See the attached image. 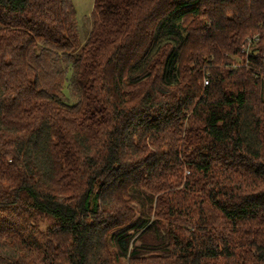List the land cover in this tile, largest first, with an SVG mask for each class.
Wrapping results in <instances>:
<instances>
[{
  "label": "trees",
  "instance_id": "obj_1",
  "mask_svg": "<svg viewBox=\"0 0 264 264\" xmlns=\"http://www.w3.org/2000/svg\"><path fill=\"white\" fill-rule=\"evenodd\" d=\"M90 20L0 0V264H264V0Z\"/></svg>",
  "mask_w": 264,
  "mask_h": 264
},
{
  "label": "rangeland",
  "instance_id": "obj_2",
  "mask_svg": "<svg viewBox=\"0 0 264 264\" xmlns=\"http://www.w3.org/2000/svg\"><path fill=\"white\" fill-rule=\"evenodd\" d=\"M73 4L75 7L80 31L82 34V39H85L89 33V30H91L92 28V23L90 22L91 21L90 18L94 11L95 0H73ZM86 19L88 21H85ZM249 44H250V41L248 38L246 39L245 45L242 46V52L245 53L242 58L232 57V59L238 62V64H241L244 68H247V69L251 68L249 61H247L248 60L247 51L248 49H250ZM232 65H233L232 67H236L235 64H232ZM224 67H227V66H224ZM262 78H263V91H264V72L262 74ZM203 84H204V87L208 86L207 77L204 78ZM263 97H264V93H263ZM187 175H188V172L186 171L184 176H187ZM133 206L136 209L137 213H139L138 212L139 206L137 204H134ZM41 225H42L41 230H43L44 232H46L51 227L50 222L46 220L42 221ZM145 237H146L145 241L149 243L150 236H145ZM125 262L126 260L122 259L121 264H125Z\"/></svg>",
  "mask_w": 264,
  "mask_h": 264
}]
</instances>
